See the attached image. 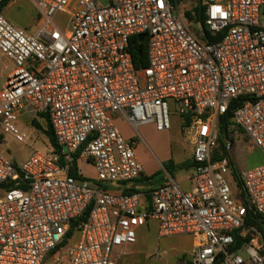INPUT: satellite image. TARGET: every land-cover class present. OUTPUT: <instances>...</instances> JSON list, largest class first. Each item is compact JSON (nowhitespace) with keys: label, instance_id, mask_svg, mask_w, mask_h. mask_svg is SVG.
Returning a JSON list of instances; mask_svg holds the SVG:
<instances>
[{"label":"built area","instance_id":"1","mask_svg":"<svg viewBox=\"0 0 264 264\" xmlns=\"http://www.w3.org/2000/svg\"><path fill=\"white\" fill-rule=\"evenodd\" d=\"M4 1L0 141L28 142L22 119L32 109L33 121L49 120L57 150L22 162L0 154V264H118L151 222L160 238L191 236L193 264H264V232L248 222L264 219V161L238 174L240 197L228 179L235 131L264 156V0H197L204 19L192 26L184 0H30L34 33L6 18ZM140 35L147 66L138 70L130 46ZM174 113L193 147L190 189L166 171L151 190H104L142 178L140 128L169 132Z\"/></svg>","mask_w":264,"mask_h":264},{"label":"rangeland","instance_id":"2","mask_svg":"<svg viewBox=\"0 0 264 264\" xmlns=\"http://www.w3.org/2000/svg\"><path fill=\"white\" fill-rule=\"evenodd\" d=\"M197 0H184L182 2V11L190 14L192 20H188L190 26L196 24ZM6 18L20 29H25L34 33L39 22L38 11L30 0H13L4 11ZM55 22L63 29L68 28V17L64 14L55 16ZM36 117L32 109H27L22 122L33 129L30 140L26 143H20L11 136H5L4 141H0V154L16 162L26 160L35 151L44 152L50 144L44 130L47 129L46 120L36 119V125L33 119ZM172 128L169 132H157L152 126H142L141 133L144 135L145 142L137 147L141 161L145 166L144 179L151 178L152 183L148 181L134 182L138 190H144L147 187L156 186L161 180L164 181L166 169L164 163L172 161L180 164L190 160L193 155V147L184 142L181 132V121L178 114L171 116ZM117 126L128 139L133 138L132 128L122 119L116 121ZM39 126V127H38ZM1 135V130H0ZM234 142L231 150V157L234 163V169L228 179L234 188L237 197H240V190L236 180V174H240L246 169H250L264 161L262 152L258 150L243 132L237 130L230 135ZM153 151V153L151 152ZM166 160L165 162H162ZM79 170L83 175L93 181L96 173L90 165L80 164ZM147 175H151L147 177ZM186 171H176L173 174L174 179L181 183L186 190L190 189V184L186 181ZM143 178V176H142ZM157 223L148 224V229H143L138 235V245L131 252L122 256L118 264H193L192 262V237L189 235H176L169 237H158ZM160 250L162 257L159 260L153 258L156 250ZM47 261L46 264H49Z\"/></svg>","mask_w":264,"mask_h":264},{"label":"trees","instance_id":"3","mask_svg":"<svg viewBox=\"0 0 264 264\" xmlns=\"http://www.w3.org/2000/svg\"><path fill=\"white\" fill-rule=\"evenodd\" d=\"M13 0H5L4 3L1 5V9H4L10 2H12ZM196 11V21H203L204 17H203V12L202 9L198 3L197 7L195 8ZM186 17L188 20H192V16L188 13L186 14ZM203 23V22H202ZM130 53L133 57V61L135 63L136 69L140 70L142 68H145L147 66V45H146V41H143L142 43L139 42L138 37H134L131 41V46H130ZM244 100L243 97L238 98L236 101H234L233 105H238L240 104V102H242ZM231 118V113L229 112L227 115H225L222 119V123L220 126V130H221V134H222V138L220 139L221 144L224 142V139L226 137H228V132L226 130L227 126L229 125V121ZM47 122V129L44 130L46 136L49 139L50 144L52 145L53 148H55V150H57V144H56V140L50 125V122L48 119H46ZM33 123H35L36 125V121L34 120ZM39 127V126H38ZM163 166L165 167L166 171L171 174L173 176V174L176 171H187L190 170L193 166H194V162L192 159L187 160L185 162H182L180 164H176L172 161L166 162L163 164ZM73 176L77 177V169L76 167L73 168L72 171ZM236 174V180H237V185L238 188L241 189V182L238 179V174L235 172ZM153 177H151L150 179H152ZM149 178H146V180L143 178H140L138 180H136L135 182H144V181H148L147 184L152 183V181H150ZM162 181V180H161ZM104 190H115V191H121L124 194H131L134 192H138L140 190H138V188L134 185V183L131 184H117L115 186H104L103 187ZM248 222L256 225L259 227V229H261L264 232V219L258 215V214H253L251 213L248 217ZM73 235V231H71L69 233V237Z\"/></svg>","mask_w":264,"mask_h":264},{"label":"crops","instance_id":"4","mask_svg":"<svg viewBox=\"0 0 264 264\" xmlns=\"http://www.w3.org/2000/svg\"><path fill=\"white\" fill-rule=\"evenodd\" d=\"M6 8V7H5ZM5 8H4V10H3V12L5 11ZM117 120H118V118H117ZM123 121V120H122ZM146 126H152V125H146ZM153 127V126H152ZM154 128V127H153ZM144 136V135H143ZM140 144H142V143H140ZM192 159V158H191ZM166 160H164V161H162V162H165ZM189 170H187L186 172H188ZM144 175H146V174H144ZM144 175H143V177H144ZM151 175H147V177H150ZM163 183V180L162 181H160L156 186H152V187H147V188H145L144 190H151V189H154V188H156V187H158V186H160L161 184ZM180 183V182H179ZM180 185H181V183H180ZM182 186V185H181ZM184 189V188H183ZM186 190V189H185ZM189 190V189H188ZM139 242V241H138ZM137 245H138V243H137ZM136 245V246H137ZM136 246L133 248V249H135L136 248ZM132 249V250H133ZM131 250V251H132Z\"/></svg>","mask_w":264,"mask_h":264},{"label":"water","instance_id":"5","mask_svg":"<svg viewBox=\"0 0 264 264\" xmlns=\"http://www.w3.org/2000/svg\"><path fill=\"white\" fill-rule=\"evenodd\" d=\"M144 38H145L144 35H140V36L138 37L139 42L142 43V42L144 41Z\"/></svg>","mask_w":264,"mask_h":264}]
</instances>
